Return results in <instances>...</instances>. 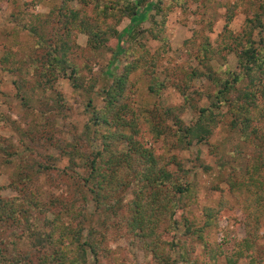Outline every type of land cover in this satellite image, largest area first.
I'll list each match as a JSON object with an SVG mask.
<instances>
[{
  "label": "trees",
  "instance_id": "obj_1",
  "mask_svg": "<svg viewBox=\"0 0 264 264\" xmlns=\"http://www.w3.org/2000/svg\"><path fill=\"white\" fill-rule=\"evenodd\" d=\"M185 2L56 0L45 15L34 14L22 25L34 42L31 50L21 57L9 48L0 54V70L16 76L17 95L27 105L38 100V93L44 97L52 90L54 96L45 101L48 109L61 113L69 110L55 90L60 79L69 80L76 90L88 92L99 87L96 94L102 101L97 107L89 98L90 118L83 134L73 135L72 140L58 136L55 121L50 129L52 120L48 117L41 121L33 113L22 130L10 116L0 113V127L16 128L22 139H28L27 143H16L0 134V159L18 168L9 184L15 194H0V264H85L90 255L93 264H135L130 256L119 260L108 248L115 234L145 252L143 264H202L192 257L193 244L203 241L204 233L216 225L217 215L228 202L204 206L202 219L190 216L187 207L196 199L195 184L174 155H157L138 139L142 119L156 135H167L169 145L176 149L206 141L218 123H227L239 134L247 153L240 162L243 165L232 167L226 182L234 196H245L246 235L225 260L226 264H237L246 252L247 264H264V256L256 248L260 219L264 217V0L227 2L216 45L206 36L202 43L192 46V55L202 69L181 65L168 74L184 96L178 107L137 113L127 101L130 75L149 59L147 48L139 40L145 55L132 54L121 69L116 67L118 55L129 51L125 41L135 39L136 25L149 16L150 10L157 7L164 19L167 10L175 5L184 7ZM246 2L257 9L251 16L247 12L240 29L234 31L230 25L237 9ZM124 18L129 25L119 30ZM156 24L158 28L153 27L150 34L158 39L163 21ZM79 34L86 36L85 45L77 42ZM106 52H111V59L101 62ZM224 53L235 55L238 71L213 70L210 61ZM151 66L155 67L154 60L148 66L150 77ZM102 77L107 82L99 84ZM194 78H204L212 86L191 89ZM183 108L193 112L189 125L178 117L177 110ZM171 116L175 129L164 124ZM42 140L67 159L66 170H56L39 159L36 147ZM94 142L98 146L92 149ZM171 164L178 167L177 171L169 169ZM40 177L65 187L54 195L46 193ZM127 193L131 198L125 200ZM101 214L102 220L95 221ZM174 250L179 252L178 258H172ZM221 254L220 246L214 244L210 250L212 264Z\"/></svg>",
  "mask_w": 264,
  "mask_h": 264
},
{
  "label": "rangeland",
  "instance_id": "obj_2",
  "mask_svg": "<svg viewBox=\"0 0 264 264\" xmlns=\"http://www.w3.org/2000/svg\"><path fill=\"white\" fill-rule=\"evenodd\" d=\"M55 1L32 0L31 3H26L24 0H0V54L9 48L20 53L18 56L21 57L23 53L31 50L34 42L22 25L30 21L34 14L45 15ZM185 1L184 7L175 5L167 10L164 19H162L157 7L150 10L149 16L136 25L133 34L135 39L129 37L125 41L124 45L129 48V51L117 57L116 67L121 69L127 61L133 58L134 55L132 54H144L136 40L142 42L148 50L149 59L141 62V67L130 75L131 85L128 90L129 98L127 101L137 113L145 112V110L149 111L156 107L165 109L183 104L184 96L175 88L172 80L168 79V74L181 65L185 68L198 67L202 69L192 55V46L193 44L202 43L206 36L213 46L216 45V38L222 32L224 26L225 4L233 0ZM168 2L170 0H163L164 5ZM256 9V5H250L248 2L241 8L239 7L230 25L231 28L234 31L239 30L246 15L251 16ZM161 20L163 24L160 37L155 39L151 36L150 30L153 27L158 28L156 22ZM209 24H211L210 27ZM128 25V18H124L118 29L121 30ZM262 34L264 35V30ZM77 42L85 45L86 36L79 34ZM158 51L160 53H157ZM108 58L111 59V52L104 53L100 57V61L105 62ZM152 60H154L155 67L151 66V78L148 66ZM210 64L215 71H222L226 68L231 71H238L236 57L232 53H224L223 57L216 54ZM97 67L98 65L95 66V70ZM154 76L156 77L155 81H153ZM14 80H16L15 75L0 70V113L4 116H10L12 120L16 121V126H21L22 130L27 128L29 116L37 113L38 119L41 121H45L47 117L52 120L49 126L50 129H52L53 121L56 122V132H58L59 137L72 140L73 135L83 134L90 118V112L88 111L90 108L87 107L89 98L94 99L97 107L102 105L101 97L96 94L99 87H95L88 92L76 90L67 79H60L56 83L55 90L61 93L65 106L70 108L69 110H64L61 113L60 111L54 112L48 109L49 106L46 105L45 101L51 100L54 96L55 93L52 90L47 91L44 97L43 94L38 93L35 97L39 101L35 99L34 102L27 105L17 95ZM102 82L106 83L107 79L102 77L99 84ZM152 84L153 90H150ZM208 85L211 84L204 78H194L191 89H206ZM205 101L204 98L199 103L202 104ZM177 113L178 117L187 125L194 120H192L193 112L190 109L183 108L182 111L178 109ZM174 119L173 116L166 118L165 126L175 129ZM138 129L137 137L144 146L152 148L157 155L165 157L174 155L189 175L190 180L194 182L197 196L194 202L187 207L191 213L190 216L202 219L204 206L218 207L220 200L228 202V206L223 207L217 215L216 225L204 233L203 241H196L193 244L194 251L192 254V257L198 259L200 263L212 264L210 250L216 244L223 251V254L216 258V264H226L225 255H231L239 248L246 235L244 226L246 215L243 209L245 196H234L226 182V178L233 171L232 167L237 168V164L242 162L243 156L247 153L246 145L242 142L239 134L230 129L227 123H218L206 141H193L192 145L185 149H176L174 145H169L170 138L166 137L167 135L158 136L153 133L143 119L139 122ZM0 134L12 142L18 143L23 140L27 143L28 141L26 137L21 138L16 128L0 127ZM39 145L36 149L39 150L41 161H46L56 170H66V166L69 164L67 159L62 158L53 145L46 146L44 140ZM97 146L96 142L91 144L92 149L97 148ZM47 155L52 156L46 160ZM239 165H243V163ZM15 168L13 162H4L0 159V186H2L0 194L4 197L15 194L9 185L18 169ZM169 169L177 171L178 167L171 164ZM39 180L42 189H46V193H52L53 195L65 187V185L50 184L46 177H40ZM130 198L131 194L127 193L125 200ZM102 218L103 215L101 214L98 219L96 217L94 219L100 222ZM260 224L256 248L261 256H264V217L260 219ZM107 245L119 260L130 256L135 264L145 262V252L130 245L123 235H113ZM171 253L172 258H178L179 252L177 250ZM246 256L245 252L243 256L238 258L237 264H247ZM93 261L91 255L87 256L85 264H93Z\"/></svg>",
  "mask_w": 264,
  "mask_h": 264
}]
</instances>
